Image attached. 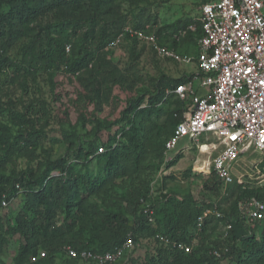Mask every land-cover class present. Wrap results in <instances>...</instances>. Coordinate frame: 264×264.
<instances>
[{
  "label": "rangeland",
  "instance_id": "374dc122",
  "mask_svg": "<svg viewBox=\"0 0 264 264\" xmlns=\"http://www.w3.org/2000/svg\"><path fill=\"white\" fill-rule=\"evenodd\" d=\"M205 1H106L105 5L96 9V22L92 26L79 22L77 28L73 27V23L63 20L58 11H43L37 22L43 27L48 26L47 31L35 30L39 35L32 43L30 33L23 36L4 53L11 65L5 71H0V138L2 136L5 139V142L0 139V176L3 177L0 189L10 188L13 180L23 173L30 172L37 176L61 160L66 162L70 173L64 177L57 176L52 185H63L66 177L73 174L79 179L80 197H85L89 208L97 209L102 217L115 208L118 202L126 206L123 194L132 196L137 193L131 185L132 180L138 177L147 180L150 176L152 198L160 197L164 192L180 196L192 193L198 200L203 198V209L210 211L207 218H220L215 215L214 209L217 212L227 209L231 201L226 199L224 189L214 194L204 188L212 171L197 169L196 161L202 151L195 144L190 143V150L181 153V157L170 166L172 169L163 174L166 168H170L167 166L169 157L163 153V142L170 129L169 112L178 107L175 98L163 103L164 108L160 114L154 111L149 115L138 116L136 126L139 128L140 147L129 155L123 153V166L129 175L116 180L122 184L121 187L125 186L124 189L117 188L109 197H105L104 193L90 194L87 186L106 172L105 159L99 160L92 154L86 158L79 156L80 151L85 153L92 145L103 146L104 150L115 140L120 145H128L126 138L119 136L122 130L132 125L131 118L122 116L128 102L136 101L141 95L154 94L161 81L165 89L171 91L173 87L170 83L196 70V48L191 36L187 35L178 43L182 60L162 58L145 36L154 34L167 44L173 42L176 34L173 24L178 20L199 22ZM94 10L95 7L93 9V5L88 3L76 18H86ZM86 29H92L94 33L87 42L84 38ZM100 35H105L107 41L114 36L119 41L112 49L106 46L101 52L96 51L99 57L92 64L93 73L97 75L100 72L97 77L99 79L95 81L94 76H90L85 69L75 74L68 72L58 55L59 44H71L68 59L72 61L83 55L88 46L96 48ZM41 52L44 55L48 52L54 54L46 60L47 57H42ZM29 58L32 62L40 60L33 68H26ZM101 74L107 79L100 77ZM114 137L116 139L113 140ZM201 140L206 141L204 135ZM241 164L242 167L236 170L239 177L242 176L252 188L264 186L263 155L254 152L242 159ZM50 173L59 175L58 169L54 167ZM150 202L147 201V204ZM146 206H143V210ZM35 207L28 187H25L24 191L11 199L8 206L1 209L0 235L3 240L0 241V264H18L16 257L23 238L6 232V229L14 223L18 212L26 209V213L34 214ZM44 208L40 207V211L44 212ZM54 211V221L58 225L63 222L66 214L60 207ZM33 216L36 218V213ZM124 216L126 225H132L133 215L126 212ZM37 218L39 220V215ZM214 228L211 240H221L227 236V227L222 220ZM138 239L136 250L126 254L116 264H145L155 254L156 246H160L152 236L141 235ZM198 244L199 239H196L193 245ZM209 244L207 241L206 245ZM193 245L192 250L195 249ZM42 253L45 255L42 256ZM38 255L44 258L46 251L41 249ZM32 256L28 255L22 264L39 262L32 261ZM175 260L173 256L170 257V261ZM47 263L90 264L67 259L65 255L64 258L61 255L54 256ZM219 264H238V258L234 254H225Z\"/></svg>",
  "mask_w": 264,
  "mask_h": 264
},
{
  "label": "trees",
  "instance_id": "16d2710c",
  "mask_svg": "<svg viewBox=\"0 0 264 264\" xmlns=\"http://www.w3.org/2000/svg\"><path fill=\"white\" fill-rule=\"evenodd\" d=\"M106 1L110 2L113 0H0V71H5L11 65L9 58L5 57L4 53L17 40L30 33L33 37L32 43L36 36L39 35L37 34L38 30L47 31L48 26L43 27L37 22L43 11H58L63 20L73 23L74 28L80 25L79 22L92 26L96 22V9L100 5H105ZM88 3L93 5V9L95 7L93 14L86 18L82 16L76 18L77 14H81L83 7ZM191 25H196V29L191 30L189 28ZM173 26L176 31L173 42L167 44L158 37V43L179 52L178 43L189 35L193 38L197 57L199 53L197 39L202 35L201 22L178 20ZM35 30H37L36 33ZM184 30L185 33L182 34ZM92 35H94L92 29H86L84 31L85 42ZM134 37L132 36V38ZM115 38L114 36L107 41L105 35H100L98 38L99 44L96 48L88 46L83 55L78 56L72 61L68 59V55L71 52V44H59L58 55L68 72L75 74L85 69L97 81L100 72L95 75L92 64L95 58L99 57L96 51L100 50L101 52ZM68 47L70 48L69 51H67ZM54 52L57 53V50H54ZM53 54L52 52H48L46 55L42 53V57H47L46 60H48V57L50 58ZM39 60L37 59L32 62V59L29 58V64L26 68H33V65H36V62ZM188 76L189 74L175 80L173 83H170V86L175 88L178 84L186 82ZM100 77L107 79L103 74ZM93 89L96 91V86ZM166 92L167 89H165L164 83L161 81V84H157L154 94L150 96L141 95L136 101L131 100L128 102V105L122 112V116L131 118L132 125L130 128L122 130L119 134V136L126 138L128 145H120L115 140L112 145L100 153L98 149L101 146L94 145L85 153L80 151L79 156H83L84 158L92 154L98 157L99 160L105 159L106 172L87 186L90 194L104 193L105 197H109L117 188H125V186L121 187L122 184H119L116 180L129 175L128 170H125V165L123 166V153L126 152L129 155L131 151H136L140 147L139 128L136 126L138 116L149 115L154 111L160 114L164 108L163 103L170 98H175L176 106L178 107L169 112L170 129L167 138L163 142V153H165V144L173 135L181 119L185 105L174 93L168 95ZM132 113L134 115L130 116ZM0 139L5 142L2 136ZM131 146L133 148L130 150ZM179 157H181V154L176 155L175 158L170 160L167 166H172ZM53 167L54 169H58L59 175L50 173ZM53 167H49L37 176H33L30 172L27 174L23 173L13 180L10 188L0 189V215L1 209L4 208L1 206V199L5 195L11 201L13 197L19 194L17 185L23 191L25 187H28L33 205L36 206L33 211L34 214L36 213V218H34V214L26 213L25 209L15 215L14 223L6 229V232L18 234L23 238V243H21L16 257L18 264L25 262L30 254L38 255L41 249L46 251V256L33 264H48L47 262L52 261L54 256L60 255L63 258L65 255L70 260H81L82 262L97 264L94 260L70 257L65 247L71 246L79 251L89 250L93 253L102 254L114 251L122 245L129 235H132L135 243L141 235L152 236L156 242L160 243V246L157 245L155 248V254L145 264H219L222 256H225V254L236 255L238 264H264V218L257 221L254 227H251L241 217L239 212V203L242 200L256 197L264 202V186L255 189L250 187L248 183L240 184L237 181L225 184L212 171V175H210V178L205 183L204 188L214 194H219L224 189L226 199H230L231 202L227 209L219 210V212H217V209H214L215 215H217L216 213H220L218 217L221 219H216L215 216L205 217L199 227L198 218L207 211L203 209L204 202L202 197L198 200L192 193L180 196L171 192H164L163 194L161 193L160 197L152 198V178L148 176L147 180H141L138 177L136 180L131 181V185L137 190V193H134L132 196L122 195L126 197L124 198L126 206L123 207L118 202L115 208L107 211L104 217H102L101 212L97 209L89 208L85 197H80L78 192L80 189L78 185L79 179L75 178L73 174L66 177L63 185H52L54 178L57 176L64 177L70 173L65 161L60 160ZM134 172H136V169ZM0 182L3 183V177L1 176ZM201 200L203 205L201 204L202 202L200 203ZM144 201H151L150 204L154 208L153 221H150L148 216L143 212ZM43 206L45 207V211L41 212L40 207ZM59 207L63 208L66 217L63 222L57 225L54 221V210ZM126 212L133 215L132 225H126L125 223L124 214ZM38 215L39 220L37 218ZM219 220H222L226 227L228 224H231V228L227 229V236L225 238L211 240L215 232L214 225L216 226ZM76 228L78 229L76 230ZM157 234H161L173 242H182L190 247H192L196 239H199V244L193 245L195 249L192 250L191 248L190 252H186L174 247L172 244L160 241L156 238ZM1 240L3 238L0 235ZM207 241H209V245H206ZM225 247L226 250H224ZM135 250L136 248L133 251ZM217 252L220 253L219 256L216 254ZM171 256L176 258V260L170 261Z\"/></svg>",
  "mask_w": 264,
  "mask_h": 264
},
{
  "label": "built area",
  "instance_id": "2783aa9c",
  "mask_svg": "<svg viewBox=\"0 0 264 264\" xmlns=\"http://www.w3.org/2000/svg\"><path fill=\"white\" fill-rule=\"evenodd\" d=\"M200 22L202 35L197 39V69L186 82L167 93H174L185 105L173 135L165 144V155L170 161L190 150V143L199 151L206 145L209 147L208 172L214 171L225 184L233 181L245 184L248 182L236 173L238 167H242V159L254 152L264 157V0H207L201 7ZM189 28L195 30L196 25ZM145 37L162 58L183 59L177 50L160 45L156 35ZM118 41L113 40L108 47L114 48ZM198 88L204 92L199 93ZM203 135L206 141L201 140ZM103 150L101 146L98 152ZM171 169L166 168L163 174ZM17 188L19 193L23 191L19 185ZM9 204L4 195L1 206ZM144 205H147L144 214L153 221L154 208L145 201ZM239 212L254 227L264 218V202L256 197L242 200ZM208 213L209 210L198 218L199 227ZM216 214L220 216V213ZM230 228L231 224H228L227 229ZM156 238L186 252L191 251L190 246L173 242L161 234ZM135 248L136 243L129 235L114 251L102 254L79 251L71 246H66L65 250L72 258L116 264ZM216 254L220 255L219 252ZM39 258L34 255L32 261Z\"/></svg>",
  "mask_w": 264,
  "mask_h": 264
},
{
  "label": "bare ground",
  "instance_id": "6f19581e",
  "mask_svg": "<svg viewBox=\"0 0 264 264\" xmlns=\"http://www.w3.org/2000/svg\"><path fill=\"white\" fill-rule=\"evenodd\" d=\"M208 146L204 145L202 146L200 149H201V153L199 154V157L196 161V167L197 169L199 170H207L208 169V153H209V150H208ZM201 172V171H200Z\"/></svg>",
  "mask_w": 264,
  "mask_h": 264
},
{
  "label": "crops",
  "instance_id": "0c3cea01",
  "mask_svg": "<svg viewBox=\"0 0 264 264\" xmlns=\"http://www.w3.org/2000/svg\"><path fill=\"white\" fill-rule=\"evenodd\" d=\"M200 21V20H199ZM185 31V30H184ZM183 31V32H184ZM183 32H182V34H183ZM197 69V68H196ZM195 71V70H194ZM192 74V73H191ZM190 75V74H189ZM175 88H173L171 91L170 90H167V92L166 93H168V92H173V90H174ZM198 92L199 93H203L204 92V90L203 89H201V88H198Z\"/></svg>",
  "mask_w": 264,
  "mask_h": 264
}]
</instances>
